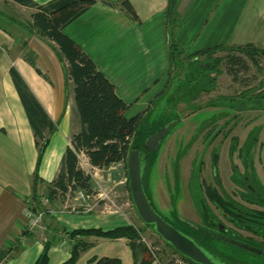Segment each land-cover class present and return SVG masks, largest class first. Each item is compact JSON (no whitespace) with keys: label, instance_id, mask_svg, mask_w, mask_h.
Returning a JSON list of instances; mask_svg holds the SVG:
<instances>
[{"label":"crops","instance_id":"0c3cea01","mask_svg":"<svg viewBox=\"0 0 264 264\" xmlns=\"http://www.w3.org/2000/svg\"><path fill=\"white\" fill-rule=\"evenodd\" d=\"M7 1L21 10L27 9L29 16L34 11L15 0ZM32 1L43 4L49 0ZM123 1L98 0L63 31L95 62L126 103L137 94L131 91L132 85L133 88L147 87L160 78L163 83L172 71L174 62L169 53V34L173 33L174 41L186 54L217 44L252 43L264 49V0H126L136 17L121 5ZM108 29L113 30L115 37L106 41L101 36ZM126 33L132 37L125 44ZM102 38L105 43L100 42ZM39 39L33 35L24 41V46L27 41L28 49L34 52V61H28L17 51L13 55H0V251H8L2 264H33L45 242H49L43 233L39 237L35 235L38 228L26 229L25 225L24 212L29 206L37 162L36 138L48 141L50 135L56 136L61 148L60 153L53 148L47 157H42L38 167L43 183L50 182L60 170L71 134L80 127L72 88L69 86L67 97H64L63 80L51 76L55 53ZM19 45L22 42L15 41L12 47ZM36 68L47 72L49 79H44ZM62 116L65 128L58 134L56 129L61 128V123L57 122ZM50 209L52 211L46 212L44 219L57 218L62 227L59 240L53 241L51 253L61 258L69 257L73 242L67 232L90 227L109 229L124 224L123 218L117 215L93 218L85 215L86 211L71 213L67 210L56 216L53 213L58 209L52 208V203ZM62 238L66 247L59 245ZM78 239L92 245L80 253L75 264H79L84 255L80 264H91L88 259L93 255L119 257L122 264L133 262L125 238L111 240L81 235ZM120 244L125 248L123 255L101 251L89 255V249L95 250L100 245L111 248ZM61 262L63 260L54 264Z\"/></svg>","mask_w":264,"mask_h":264},{"label":"trees","instance_id":"16d2710c","mask_svg":"<svg viewBox=\"0 0 264 264\" xmlns=\"http://www.w3.org/2000/svg\"><path fill=\"white\" fill-rule=\"evenodd\" d=\"M15 1L34 8V11L31 13L30 28L54 47L59 61L64 67L65 86H72L74 105L80 123L79 129L70 136L58 174L53 180L47 183L46 194L50 202H52L54 196L58 193L64 194L70 188L73 190L81 189L88 194L91 193V177L79 166L78 155L80 153L86 156L88 163L94 168H106L112 164L124 162L126 184L129 192L126 174L127 154L130 149H140L144 154L141 158L144 163V169H152L155 161H153L154 156L152 152L146 151L144 141L150 134L156 132L158 129L154 131L147 130L146 127H144L147 125V121L143 122L142 119H140V115L129 118L123 115L128 104L116 94L114 85L100 70H98L95 62L88 54L63 31L66 25L79 17L98 0H49L43 4L35 3L32 0ZM121 5L126 8L132 17H136L128 1L124 0ZM221 50H227L229 52L223 59L225 70L230 75L235 74L241 67L246 68V66L243 65L242 58L232 54V51L244 53L255 65H257L258 57L264 56V49L252 43H246L244 45L217 44L188 54L184 52L183 48L176 41L170 43L169 53L174 62V67L177 68L179 65H187L188 68L189 66L195 68L193 71L188 70L184 74L180 70V73L178 72L179 75L183 74V77L187 75L189 78L188 83H190L196 78L200 79L199 77L203 74L202 82H198V85H194V93L190 92V97L185 101L189 102L197 97L199 91L211 90L215 82V77H213L212 74H217V65L222 61V58L217 56L213 57L212 55ZM30 63L32 64V62ZM36 70L40 73L38 69ZM12 72H14L13 69ZM162 92H164V89ZM245 103L251 104V108H264V90L254 94L250 89H246L240 93L238 98L219 96L218 102L209 101L205 103L206 106L219 104L221 110L216 113L217 115L212 117L210 122L202 124L197 130V133L205 130L209 125H213L215 123L214 121H216L219 116L231 115V117H235L237 115L236 111L245 108ZM193 107L199 108L198 105H194ZM164 124H161V126ZM213 130L214 126L206 132L207 135H205V139H209L208 137ZM256 130L255 128L248 133L246 140L239 148L240 152L238 156L241 158L243 164V172H240L239 168L235 164H232L231 178L235 183L243 186L245 191L241 192V197L245 202L255 203L264 207V185L257 177L253 166L252 151L257 140L255 134ZM231 141L230 153L233 152L236 144L235 139ZM47 142V140H42V142H40L37 138L35 140V145L37 147V162L33 174L32 194L28 202V205L34 210L40 207L36 191L38 183L43 180L38 175L37 170ZM217 161L218 153L213 151L211 154V165L212 168H214V172L216 171ZM193 164H195V161ZM199 175L200 165L193 166L186 187L192 204L203 224L194 223V225H191L186 221H182L175 206L170 210L174 220L163 218L193 240L203 250L217 255L220 259H225L224 254L221 252L218 253L219 251L213 245V241L216 239L210 235L211 231L219 229L217 216L211 206L214 205L219 208L225 217L239 229L258 234L264 233V209H254L243 205L240 201H236L225 194L223 190L220 192L213 184L201 182L199 180ZM146 176L147 174L143 171L142 181L144 190L154 208L148 193L149 187L147 186ZM217 182L218 180L216 179V185L220 187ZM177 187L178 176L175 174L173 164L172 188L176 189ZM145 227H149L154 231L151 225L143 223V228ZM142 229L132 224H122L106 230L93 227L71 230L67 232L69 237L73 240L70 248V255L59 264H75L80 253L91 247V242L78 239V236L81 235L111 240L125 238L131 250L133 258L132 264H152L154 262L152 259L153 254L150 252L147 245L141 241L140 235L143 231ZM25 231L26 230H23V233H25ZM231 234L230 230H228L226 235L234 238ZM237 238L240 239V237ZM163 242L172 249L174 253L179 254L169 243L164 240ZM48 248L49 242H46L42 252L33 264H48ZM7 253L8 251H0V264H2V261L7 257ZM179 257L182 262H178L176 259H170L165 264H196L181 254H179ZM225 260L231 261L232 259L227 258ZM88 262L91 264H122V260L114 256L98 257L93 255L88 259Z\"/></svg>","mask_w":264,"mask_h":264},{"label":"rangeland","instance_id":"374dc122","mask_svg":"<svg viewBox=\"0 0 264 264\" xmlns=\"http://www.w3.org/2000/svg\"><path fill=\"white\" fill-rule=\"evenodd\" d=\"M28 12L27 9H19L10 1L0 0V55L6 53L13 55L17 51L21 54L23 53L28 58V61H34V52L28 49L27 41L26 46H24V41L26 38L28 40L33 35H36L40 38V41L43 40L42 42L55 53L56 63L54 67H51V76H54V79L63 80L65 84L64 67L59 61L54 47L30 28L31 16H29ZM101 37L107 41L115 37V35L112 29H108ZM118 37L120 40V35ZM130 37L132 36L128 33L125 34V44ZM103 38L100 39V42L105 43ZM15 41H21L22 45L13 48L12 45ZM173 41L174 35L172 33V35L169 34L168 36V42L170 44ZM227 53H229L227 50H221L212 55L213 57L217 56L222 58V61L218 63L216 68L217 74H212L215 77L214 85L210 91H199L197 97L189 102L185 100L190 97V92L194 93V85H198V82L201 83L203 80V74L201 75L200 73V79L196 78L193 82L188 83V76L183 77V74L188 70L193 71L195 69L191 66L189 68L187 65H179L177 68L173 67L163 83L160 78V81L158 80L156 83H152L147 87L142 85L133 88V85L131 86V91H135L137 94L128 100V107L125 109L123 115L128 118L140 115V119L143 122L147 121V125L144 127L150 131L161 128V124L164 123L163 126H171L160 140L158 148L152 151L154 156L153 161L155 160L152 169H144V172L147 174L145 178L147 186L149 187L148 193L154 208L160 215L169 220L173 219L170 210L175 206V209L181 217H185L193 223H200V217L192 204L186 187L193 166L195 165H200L199 179L201 181L213 184V175L215 174L218 176L224 191L234 199L245 204L236 193L240 189L233 183L230 176L232 173V164L237 165L239 171L243 172V164L241 158L238 156L240 152L239 148L246 140L248 133L255 128L257 129L255 131L257 140L252 151L253 164L256 174L264 184V108H251V104L245 103V108L236 111L237 115L235 117H231V115L219 116L213 125H209L205 130L197 133V130L202 124L210 122L212 117L217 115L216 113L221 110L219 104L206 106L205 103L209 101L218 102L219 96L238 98L240 93L246 89H250L254 94L264 90V56H259L257 65H255L244 53L232 51V54L242 58L243 65L246 68L241 67L235 74L230 75L225 70L223 59ZM31 65L35 66L33 62ZM180 70L183 73L181 75L178 74ZM39 74L44 79H49L47 72L40 71ZM69 86H65V89L63 86L64 97H67ZM163 89L164 92H162ZM144 101H146V104H144ZM194 105H198L199 108L193 107ZM57 123H61V128H57L56 132L61 134L60 130L65 128L63 116ZM212 126H214V130L208 137L209 139H205L206 132ZM232 139H235L236 144L233 152L230 153ZM48 143L42 157H47L53 148L60 153L61 148L56 136L53 137L50 135ZM213 151L218 153L215 173L211 165V154ZM78 160L80 168L91 177V193L88 194L83 190L84 195L80 197L77 192L81 189L73 190L71 188L64 194L58 193L54 196L53 202H50L52 203V208L58 209L53 215L57 214L56 216H60L67 212V210L71 211V213H82L86 211L85 215L92 216L93 218H97L99 215H117L123 218L124 224H132L142 229L143 225L134 213L135 211L129 197L124 162L115 163L106 168L99 169L92 167L83 153L78 155ZM194 161L195 164H193ZM173 164L174 171L176 170L178 173V187L176 189L172 188ZM47 183H43V181L38 183V190L43 193L44 198L49 199L46 194ZM251 207L258 206L251 205ZM212 208L217 216L218 222L242 236L248 234L246 230L239 229L229 222L220 210L213 206ZM43 225L46 227L39 228L43 227ZM39 227H35L38 228L34 232L35 235L39 237L43 233L44 239L49 241L48 264L64 261L66 258H61V256H56L54 253H51L53 241H58L62 233V227L57 221V218L51 220L50 216H48ZM93 228L108 229L102 227ZM142 230L140 235L141 241L147 244L148 248L155 250L152 255V259L154 260L152 264H165L170 259H176L178 262H182L179 254L174 253L172 249L166 246L162 238L151 228L145 227ZM65 242L64 238H62L59 245L66 247L67 244ZM213 245L219 251L218 253L221 252L224 254L225 259H232L231 261L229 260L232 264H248L250 260L259 258L247 250L219 240H214ZM104 246L100 245L95 250L89 249V255L94 253V251H101L108 253V255H123L122 252L125 250L121 244L118 246L114 245L111 248L110 245ZM209 257L216 262L220 259L217 255H209ZM84 258L85 255L79 264L84 261Z\"/></svg>","mask_w":264,"mask_h":264},{"label":"water","instance_id":"95a60500","mask_svg":"<svg viewBox=\"0 0 264 264\" xmlns=\"http://www.w3.org/2000/svg\"><path fill=\"white\" fill-rule=\"evenodd\" d=\"M170 127V125L162 126L145 139L144 147L147 152H152L158 148L160 140L167 133ZM143 155V151L136 148L130 149L126 157V174L130 198L137 216L144 224L151 225L155 233L165 242L169 243L175 251L190 259L192 262L196 264H220L222 259H219L218 262L213 261L209 257V255L213 254L199 247L193 240L166 221L163 216L153 208L145 193L142 181L144 163L142 162L141 158ZM175 174L176 176L178 175L177 171ZM181 219L185 220L184 218ZM188 223L194 225V223L191 221H188ZM220 239L222 242L236 246L238 248L259 253L258 249L234 238L221 236Z\"/></svg>","mask_w":264,"mask_h":264},{"label":"flooded vegetation","instance_id":"af4514ba","mask_svg":"<svg viewBox=\"0 0 264 264\" xmlns=\"http://www.w3.org/2000/svg\"><path fill=\"white\" fill-rule=\"evenodd\" d=\"M216 152V151H215ZM237 166V165H236ZM253 166H254V164H253ZM238 167V166H237ZM255 169V168H254ZM255 172H256V170H255ZM215 173V172H214ZM231 175H232V173H231ZM178 176V175H177ZM216 175L214 174L213 175V178H214V183H213V185L215 186V187H217L219 190H220V192H221V190H223L224 191V189L222 188V186H221V184H220V181H219V178H218V176H216ZM231 177V176H230ZM257 177H258V175H257ZM259 178V177H258ZM216 179L218 180V184L220 185V187L218 186V185H216ZM232 179V178H231ZM200 180V179H199ZM259 180L261 181V179L259 178ZM201 181V180H200ZM201 182H203V181H201ZM233 183L240 189V190H237L236 191V193L238 194V196H239V198L241 199V201H244L243 199H242V197H241V192H244L245 190H244V188H243V186H241V185H239V184H237V183H235L234 181H233ZM261 183L263 184V182L261 181ZM205 184H210V183H205ZM264 185V184H263ZM224 193L225 194H227L225 191H224ZM228 196H230L229 194H227ZM231 197V196H230ZM231 198H233V197H231ZM234 199V198H233ZM234 200H236V199H234ZM236 201H238V200H236ZM245 202V201H244ZM242 203V202H241ZM243 205H245V206H247V207H249V208H254V209H264V207H261V206H259L258 204H255V203H248V202H245V204L243 203ZM251 205H256V206H258V207H251ZM214 208H216V209H218V210H220L219 208H217V207H215L214 205H212ZM211 206V207H212ZM195 208V207H194ZM213 209V208H212ZM196 210V209H195ZM214 211V210H213ZM223 214V213H222ZM216 215V214H215ZM223 216H225L224 214H223ZM181 218H184L185 220H182ZM180 219L182 220V221H186L187 223H188V221H190V220H188V219H186L185 217H181L180 216ZM229 221V220H228ZM230 222V221H229ZM200 223H202L203 224V222L200 220ZM232 223V222H231ZM233 224V223H232ZM236 226V225H235ZM218 227H219V229L218 230H214V231H211L210 232V235L212 236V237H214V239H216V240H220L221 241V239H220V237L221 236H227L226 234H227V231L228 230H230V232L232 233L231 235H233V237H234V239H236V240H238V241H241V242H244V243H247L248 245H250V246H252V247H254V248H256V249H258V251H259V253H255V252H251V251H248V252H251L252 254H254V255H256V256H258L259 258L257 259V258H254L253 260H250L249 262H248V264H264V233H262V234H258V233H255V232H248L247 231V235L246 236H242V235H240V234H238V233H236L234 230H231V229H228L224 224H221L220 222H218ZM237 227V226H236ZM238 228V227H237ZM236 235H238V237H240V239H238L237 237H236ZM229 237V236H228ZM232 238V237H231ZM240 249H242V248H240ZM243 250H245V249H243ZM220 264H232L231 262H229V261H227V260H225V259H222L221 260V262H220Z\"/></svg>","mask_w":264,"mask_h":264},{"label":"built area","instance_id":"2783aa9c","mask_svg":"<svg viewBox=\"0 0 264 264\" xmlns=\"http://www.w3.org/2000/svg\"><path fill=\"white\" fill-rule=\"evenodd\" d=\"M120 163V162H118ZM116 163V164H118ZM83 190H79L77 194L81 197L83 194ZM36 194L38 196V202L40 207L37 208L36 210L32 209L31 207H26L24 216L26 217V229H33L35 227H39L41 223L44 220V215L46 212H51L52 210L50 209V200L48 198L43 197V193L40 192L39 190L36 191ZM49 205V206H48ZM48 206V207H47ZM147 245V244H146ZM148 247V246H147ZM150 252L153 254L155 252L154 249H150Z\"/></svg>","mask_w":264,"mask_h":264}]
</instances>
